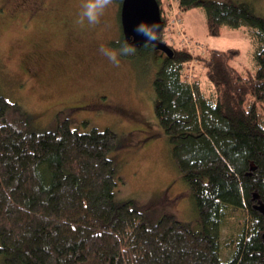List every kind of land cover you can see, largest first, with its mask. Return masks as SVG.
<instances>
[{
	"label": "trees",
	"instance_id": "16d2710c",
	"mask_svg": "<svg viewBox=\"0 0 264 264\" xmlns=\"http://www.w3.org/2000/svg\"><path fill=\"white\" fill-rule=\"evenodd\" d=\"M115 1L121 10L123 0ZM157 1L165 25L159 40L168 44V0ZM177 2L182 12L204 9L209 35L220 36L225 25L246 26L255 45L253 72L232 64L238 48L200 55L213 84L207 93L195 75L187 78L194 58L188 47L171 46L172 56L157 49L163 60L153 79L155 114L197 219L163 213L148 224L134 199L117 197L109 156L117 148L113 130L74 129L63 110L55 129L29 130L28 112L0 94L4 264H264V212L258 208L264 205V16L247 1ZM124 39L137 48L131 59L156 61L154 44L135 45L122 31L117 42ZM235 212L242 227L230 236L232 253L223 259L221 231Z\"/></svg>",
	"mask_w": 264,
	"mask_h": 264
},
{
	"label": "rangeland",
	"instance_id": "374dc122",
	"mask_svg": "<svg viewBox=\"0 0 264 264\" xmlns=\"http://www.w3.org/2000/svg\"><path fill=\"white\" fill-rule=\"evenodd\" d=\"M239 1L249 2L264 16V0ZM79 4L80 0H0V94L28 112L29 130L55 129L59 110L66 111L72 128L79 131L113 130L117 148L109 156L118 182L117 197L134 199L133 206L145 214L148 224L163 213L193 223L198 216L194 200L155 114L153 79L163 60L161 53L155 49L156 61L148 60L146 65L139 56H127L121 58L119 67L113 66L98 49L101 45L118 47L112 44L122 36L119 3L113 0L95 27L76 23ZM46 8L57 11L48 14ZM167 10L175 24H168L165 40L172 47H188L194 58L185 68L187 78L192 81L195 75L206 93L213 84L198 57L207 56L211 49L238 48L240 55L232 64L240 71H255V45L248 27L225 25L220 36H211L202 7L182 12L177 0H168ZM62 22L66 24L61 26ZM69 36L76 43L71 44ZM35 51L43 53L36 80L24 70L26 53ZM51 64L59 66L52 71L55 74L49 71ZM98 94L103 95L97 101L80 102ZM200 227L199 222L194 224ZM241 227L236 212L226 219L221 231L223 259L232 253L227 244L230 236ZM0 264H4L1 255Z\"/></svg>",
	"mask_w": 264,
	"mask_h": 264
},
{
	"label": "clouds",
	"instance_id": "9594fccd",
	"mask_svg": "<svg viewBox=\"0 0 264 264\" xmlns=\"http://www.w3.org/2000/svg\"><path fill=\"white\" fill-rule=\"evenodd\" d=\"M113 4V0H80L76 23L80 26L95 27L100 24L106 10ZM158 25L141 22L135 31L145 37L146 43L156 41ZM119 44V42H117ZM169 45V44H168ZM99 53L105 57L113 66L119 67L121 58L134 55L137 48L124 39L119 47L101 45Z\"/></svg>",
	"mask_w": 264,
	"mask_h": 264
},
{
	"label": "water",
	"instance_id": "95a60500",
	"mask_svg": "<svg viewBox=\"0 0 264 264\" xmlns=\"http://www.w3.org/2000/svg\"><path fill=\"white\" fill-rule=\"evenodd\" d=\"M120 20L123 35L135 45L146 43L145 37L138 34L135 28L141 22L158 25L157 39L153 41L156 49L162 50L168 56L174 54V49L167 43L160 41L159 36L164 28V21L161 16L160 4L157 0H123L120 10ZM258 208L264 212V205Z\"/></svg>",
	"mask_w": 264,
	"mask_h": 264
},
{
	"label": "flooded vegetation",
	"instance_id": "af4514ba",
	"mask_svg": "<svg viewBox=\"0 0 264 264\" xmlns=\"http://www.w3.org/2000/svg\"><path fill=\"white\" fill-rule=\"evenodd\" d=\"M46 9L48 11V14L49 13L52 14L53 12H56L57 11L56 8H49V9L46 8ZM56 24H60V23H56ZM64 24H66V22H62L61 23V26H63ZM68 41L71 44L72 43H76V39L73 38L72 36H69ZM35 53H37V54H35ZM35 53L34 54H28V53H26L24 60H25V62L27 61V63H26L27 66H24V70L26 71L25 73H27V75L33 77L36 80L37 78H39L40 73H41V70H42V68L40 67V64H41L40 61L42 59L43 53L38 52V51H35ZM61 55L63 57H66L65 54H63V53H61ZM58 67L59 66L57 64H51V66L49 67V69H50L49 71H51L52 74H55V72H52V71L57 70ZM38 69H39V71H38ZM102 95L103 94H98L96 97H93L90 100H87V101L80 100V102H87L88 103V102L97 101V100H99L101 98Z\"/></svg>",
	"mask_w": 264,
	"mask_h": 264
},
{
	"label": "built area",
	"instance_id": "2783aa9c",
	"mask_svg": "<svg viewBox=\"0 0 264 264\" xmlns=\"http://www.w3.org/2000/svg\"><path fill=\"white\" fill-rule=\"evenodd\" d=\"M167 10V9H166ZM165 15L167 16L168 18V24H170V22L172 21L174 24H175V18L173 17L174 15H171V13L167 11H165ZM170 19V21H169ZM168 27V25H166ZM175 26V25H174ZM185 43V42H184ZM186 45H188L187 43H185Z\"/></svg>",
	"mask_w": 264,
	"mask_h": 264
},
{
	"label": "bare ground",
	"instance_id": "6f19581e",
	"mask_svg": "<svg viewBox=\"0 0 264 264\" xmlns=\"http://www.w3.org/2000/svg\"><path fill=\"white\" fill-rule=\"evenodd\" d=\"M161 16H162V14H161ZM165 26V25H164Z\"/></svg>",
	"mask_w": 264,
	"mask_h": 264
}]
</instances>
